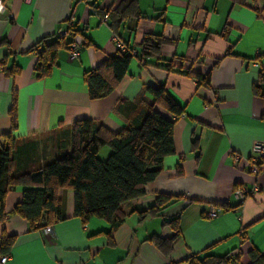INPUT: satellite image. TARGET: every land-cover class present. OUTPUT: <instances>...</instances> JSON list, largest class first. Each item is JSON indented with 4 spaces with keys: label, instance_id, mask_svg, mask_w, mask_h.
I'll list each match as a JSON object with an SVG mask.
<instances>
[{
    "label": "crops",
    "instance_id": "1",
    "mask_svg": "<svg viewBox=\"0 0 264 264\" xmlns=\"http://www.w3.org/2000/svg\"><path fill=\"white\" fill-rule=\"evenodd\" d=\"M137 1L143 17L117 23L115 16L107 22L103 11L122 0H6L0 17V40L6 41L0 46V135L10 130L16 91L14 174L70 153L71 126L77 120L91 119L121 132L129 122L125 111L132 110L126 103L142 104L141 110L153 104L147 86L164 85L185 112L174 125L175 154L165 158L143 196L121 204L126 218L112 229L113 244L106 234L109 222L93 217L83 224L74 215L70 188L59 189L63 219L52 225V232L32 230L13 212L23 198V187L17 186L7 193V218L0 223V238L3 231L15 237L4 264H190L194 257L231 253H237L239 264H252V249L264 255V157L258 171L249 168L254 145L264 141V97L254 92L264 72L254 66L264 65V0L245 5L233 0ZM8 14L12 18L7 20ZM69 18L81 34L79 57L70 59L61 46L51 72L38 77L37 55L28 50L43 37L52 42ZM113 30L138 57L111 94L91 99L84 75L119 54ZM150 33L166 39L161 55L173 61L175 71L154 57L143 64L141 42ZM14 67L19 72L11 76L6 70ZM188 70L209 75L210 87L187 76ZM122 101L126 103L118 108ZM111 151L99 147L98 156L105 160ZM238 187L251 192L243 202L238 201ZM159 194L180 199L163 216L141 219L138 210L153 206ZM210 207L220 209L218 215L207 216ZM176 216L180 232L165 256L150 239L173 236L175 231L163 221Z\"/></svg>",
    "mask_w": 264,
    "mask_h": 264
},
{
    "label": "trees",
    "instance_id": "2",
    "mask_svg": "<svg viewBox=\"0 0 264 264\" xmlns=\"http://www.w3.org/2000/svg\"><path fill=\"white\" fill-rule=\"evenodd\" d=\"M234 3L245 5L247 0H233ZM108 15L107 22L114 16L117 23L127 19L139 20L143 17L137 0H122L120 6L104 9ZM69 34L60 36V30L48 42L50 37H43L35 43L28 52L37 55L35 71L38 77L47 76L56 64L60 47L69 48L81 34L69 18L65 28ZM113 33L119 34L113 30ZM121 39V37L119 36ZM122 40V39H121ZM166 42L162 35L147 34L141 42L140 57L143 64L148 66L151 57L166 61L164 68L175 71L173 61L162 58L161 47ZM6 41L0 40V46ZM129 53L111 56L99 66L85 73L84 79L91 99H100L111 94L127 74L133 58L138 57V51L129 47ZM137 51L136 55L132 51ZM11 76L19 72L14 67L6 70ZM185 74L194 78L199 85L210 87L209 75L188 70ZM146 91L154 98L152 105H144L142 110L139 103H124L132 110L125 111L129 119L126 127L119 133H113L103 124L91 119H80L71 126V151L62 153L54 160L43 166L14 174L12 172V152L15 147L13 131L17 128V93L13 92L12 105L9 111L10 130L0 135V223L7 218L5 199L9 190L22 186L23 198L17 203L13 212L25 218L32 230L52 226L63 219L61 214L60 188H70L74 193V215L83 224L91 218L98 217L111 225L106 232L109 243L113 244L112 229L123 224L126 218L121 204L139 198L145 194L147 183L155 180L161 173L165 158L175 154L173 130L175 122L180 118L185 108L171 96L164 85L147 86ZM255 94L264 97V72L261 81L254 87ZM168 112L171 117L163 115ZM195 150L197 142H193ZM108 146L111 153L103 160L98 156L99 147ZM182 173V169H178ZM179 196L159 194L153 206L138 210L141 219L146 217L163 216V212L179 201ZM164 225L170 226L175 234L171 237L154 235L151 241L165 256L173 251V242L179 234V217L164 219ZM245 234L242 239L245 240ZM14 236H8L3 231L0 238V256L9 255ZM252 264L264 263V255L252 249L250 251ZM238 257V255L236 254ZM190 264H230V255H207L202 258L194 257Z\"/></svg>",
    "mask_w": 264,
    "mask_h": 264
},
{
    "label": "built area",
    "instance_id": "3",
    "mask_svg": "<svg viewBox=\"0 0 264 264\" xmlns=\"http://www.w3.org/2000/svg\"><path fill=\"white\" fill-rule=\"evenodd\" d=\"M70 1H80V0H70ZM6 0H0V17L2 15H4L6 13V5H5ZM12 15L8 14L6 16V19H11ZM73 23V21H72ZM69 34V32L66 29H62L60 30V36L61 37H65ZM111 40L114 42L115 46L117 47L119 52H123V53H129V48L128 46L121 41V39L119 38V36L115 33L112 34L111 36ZM82 42L81 39L76 38V41H74L73 43L70 44L69 48H68V54L70 59H76L79 57L80 55V43ZM137 51L133 50L132 54L136 55ZM254 66H258L261 67L264 71V65L259 63V62H255ZM264 157V141L261 142H257L254 147H253V151H252V155H251V161L249 163V168L256 172L259 169V162L260 160ZM235 163L239 164L241 157L236 154L234 157ZM256 190V189H255ZM251 192L248 191L247 189L243 188V187H238L236 190V195L238 198L239 202H243L244 199L246 198V196L248 194H250ZM220 209H216L215 207H210L207 211V216L209 217H214L216 215H218ZM45 231L47 232H52V226H46L44 227ZM237 253H231L230 255V264H239V258L236 256ZM9 259V255H1L0 256V264H4L7 262V260Z\"/></svg>",
    "mask_w": 264,
    "mask_h": 264
}]
</instances>
